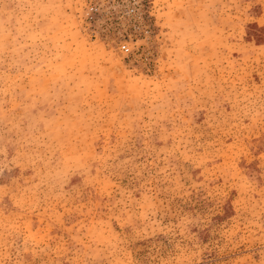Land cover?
Here are the masks:
<instances>
[{
    "label": "rangeland",
    "instance_id": "rangeland-1",
    "mask_svg": "<svg viewBox=\"0 0 264 264\" xmlns=\"http://www.w3.org/2000/svg\"><path fill=\"white\" fill-rule=\"evenodd\" d=\"M0 264H264V0H0Z\"/></svg>",
    "mask_w": 264,
    "mask_h": 264
},
{
    "label": "built area",
    "instance_id": "built-area-1",
    "mask_svg": "<svg viewBox=\"0 0 264 264\" xmlns=\"http://www.w3.org/2000/svg\"><path fill=\"white\" fill-rule=\"evenodd\" d=\"M125 51H127V49H125Z\"/></svg>",
    "mask_w": 264,
    "mask_h": 264
}]
</instances>
